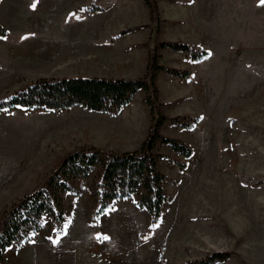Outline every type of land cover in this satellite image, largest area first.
<instances>
[{"label": "rangeland", "instance_id": "rangeland-1", "mask_svg": "<svg viewBox=\"0 0 264 264\" xmlns=\"http://www.w3.org/2000/svg\"><path fill=\"white\" fill-rule=\"evenodd\" d=\"M23 2L22 6L15 4L20 20L24 17L23 22L36 23L40 35L59 41L58 50L64 51L68 60L83 63L78 74L84 77L144 78L151 51L163 41L187 43L209 55L196 61L183 52L158 50L160 64L187 69L190 75L181 79L159 73L158 93L150 91L155 117L145 101L149 93L143 89L116 114L74 107L36 109L29 118L15 113L12 120L3 119L0 213L42 187L60 161L76 148L135 150L161 113L199 118L192 129L167 120L159 130L187 143L193 154L187 158L167 144L157 145L155 152L166 156L160 159L158 169L168 177L164 183L168 201L158 224L153 226L149 212L137 206L138 194L114 202L96 224L89 190L92 178L82 180V195L66 196L63 232L55 233L46 218L50 226L44 221L43 229L23 248L11 247L5 255L7 263L33 264L32 250H84L88 241L101 240L103 250L116 252L106 256L107 264H186L214 251L238 253L219 264H264L261 0H157L154 17L145 0ZM15 14L17 11H0V22L5 16L13 37ZM15 92L1 95L0 100ZM71 138L73 148L59 152L55 144L69 146L65 141ZM170 160L186 166L181 169ZM51 256L44 252L41 258L48 264L46 259Z\"/></svg>", "mask_w": 264, "mask_h": 264}, {"label": "trees", "instance_id": "trees-1", "mask_svg": "<svg viewBox=\"0 0 264 264\" xmlns=\"http://www.w3.org/2000/svg\"><path fill=\"white\" fill-rule=\"evenodd\" d=\"M151 15L158 11L157 0H145ZM7 30L0 23V34ZM171 49L183 52L196 61L204 60L209 52L197 49L183 42L163 41L150 54L147 76L137 79L106 77H65L61 79H40L23 89L0 100V112L23 106L29 109L64 111L82 107L98 113L116 114L133 102L140 90H146V102L155 117L153 96L158 93L156 80L159 73L181 79L188 78L187 69L167 67L159 63L158 50ZM178 123L184 129H192L199 122L198 117H168L164 114L155 120L150 132L139 149L118 151L98 146L79 147L68 153L46 178L42 187L23 196L10 208L0 213V264H8L5 258L11 247L21 248L34 234L41 231L46 218L53 224L54 232L64 230L67 219L65 200L68 194L82 195L79 181L92 178L89 190L93 198V221L100 218L113 206L114 202L130 199L138 194L137 206L149 212L153 226L159 223L168 197L164 183L168 177L158 169L160 159L166 156L155 152L157 145L167 144L174 152L191 157L192 148L178 138L162 135L159 130L165 121ZM179 163L184 169L186 163ZM238 256L235 251H214L207 256L190 260L186 264H219Z\"/></svg>", "mask_w": 264, "mask_h": 264}, {"label": "crops", "instance_id": "crops-1", "mask_svg": "<svg viewBox=\"0 0 264 264\" xmlns=\"http://www.w3.org/2000/svg\"><path fill=\"white\" fill-rule=\"evenodd\" d=\"M15 4L22 6L24 2L23 0H0V11L2 8L3 10H7L8 14L15 11L18 13L15 14L17 22L13 27V30L16 32L14 37L10 35L11 29L6 27L5 16L2 17V23L0 22L7 30L6 34H0V96L8 94L12 90H16L17 92L28 84H32L43 78L60 79L83 76L78 74L83 63L75 64L74 61L68 60L66 53L58 50L60 42L43 37L42 34L40 35L38 33L39 30L34 25L36 23H25L23 22L24 17H22L23 21H21L19 9H16L17 6ZM28 19L32 20L31 18ZM35 110L23 106H15L12 109L3 110L0 112V123L8 117L12 120L15 113L29 118V115L35 113L32 112ZM72 142L74 140L71 138L65 141L69 146L61 147L60 143H56L55 146L59 148V152H62V150L72 149L74 146ZM45 222L50 226L49 221ZM29 241L25 242L23 246ZM103 249L104 246L101 240H93L87 242L84 250H32L34 258L31 260L33 264H46L41 255L44 252H50L52 256L46 259L48 264H107L106 256L115 255L116 252ZM22 251L24 250L20 252ZM25 251L26 254L29 252V250ZM53 251L55 252L52 253ZM24 256L25 254L21 255V257Z\"/></svg>", "mask_w": 264, "mask_h": 264}, {"label": "snow or ice", "instance_id": "snow-or-ice-1", "mask_svg": "<svg viewBox=\"0 0 264 264\" xmlns=\"http://www.w3.org/2000/svg\"><path fill=\"white\" fill-rule=\"evenodd\" d=\"M261 4H264V0H261ZM35 4L32 5L33 8H35ZM104 239H110L109 237H104Z\"/></svg>", "mask_w": 264, "mask_h": 264}]
</instances>
